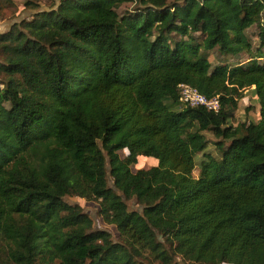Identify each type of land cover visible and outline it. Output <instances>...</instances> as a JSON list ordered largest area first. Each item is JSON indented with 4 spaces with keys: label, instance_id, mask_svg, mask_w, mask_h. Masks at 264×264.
Instances as JSON below:
<instances>
[{
    "label": "trees",
    "instance_id": "16d2710c",
    "mask_svg": "<svg viewBox=\"0 0 264 264\" xmlns=\"http://www.w3.org/2000/svg\"><path fill=\"white\" fill-rule=\"evenodd\" d=\"M24 5L0 34V264H264V0ZM213 51L248 58L213 67ZM248 90L259 120L232 126ZM67 197L98 203L119 241Z\"/></svg>",
    "mask_w": 264,
    "mask_h": 264
},
{
    "label": "rangeland",
    "instance_id": "374dc122",
    "mask_svg": "<svg viewBox=\"0 0 264 264\" xmlns=\"http://www.w3.org/2000/svg\"><path fill=\"white\" fill-rule=\"evenodd\" d=\"M28 0H0V34L7 32L10 27L14 23H18L22 20H29L30 16L35 13L29 8L25 7V2ZM32 2H36L38 4L39 9L37 11H47L48 9H54L55 6L61 0H29ZM132 9V4H127L121 7L119 10V14H122L125 11H129ZM257 30L255 28H251L247 31V37L253 43L254 48L257 47L258 41L256 38ZM202 39V38H200ZM199 39V40H200ZM264 53V49H263ZM248 56L246 54H242L236 58H224L218 57L215 51L210 52L209 61L213 67L220 64H237L246 61ZM264 61V58L262 59ZM259 120V105L255 96L251 93V91H245L244 97L238 101L237 108L234 112V115L229 120V124L232 126H236L239 123H254L256 124ZM206 139L211 143L214 138L211 134H204ZM206 152H214L213 146L208 145ZM121 157L124 156V153H120ZM202 154H199L195 157L196 168L193 171V177L196 178L198 176L199 164L202 161ZM157 162L154 159L150 158H139L138 163L133 166L132 170L138 169H149L153 166H156ZM65 202L69 205H79L82 208L84 214H86L93 222L94 230H104L111 234L113 242L119 241V236L116 231V228L112 225L106 224L101 216L99 215V206L98 203L92 201H86L84 199H79L76 197H67L65 198ZM127 206L130 210L140 211L139 207L136 205L134 201H130L127 203ZM141 262L144 264H159L157 261H153L151 257L148 255H144L141 259ZM175 264H185L181 261L180 258H177Z\"/></svg>",
    "mask_w": 264,
    "mask_h": 264
},
{
    "label": "built area",
    "instance_id": "2783aa9c",
    "mask_svg": "<svg viewBox=\"0 0 264 264\" xmlns=\"http://www.w3.org/2000/svg\"><path fill=\"white\" fill-rule=\"evenodd\" d=\"M179 95L180 102L186 107H203L211 112H218L220 102L218 97L206 98L191 86L180 84Z\"/></svg>",
    "mask_w": 264,
    "mask_h": 264
}]
</instances>
